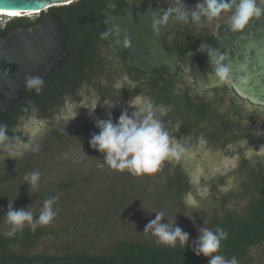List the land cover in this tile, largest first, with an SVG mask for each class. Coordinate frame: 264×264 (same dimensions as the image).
Instances as JSON below:
<instances>
[{"label":"flooded vegetation","instance_id":"1","mask_svg":"<svg viewBox=\"0 0 264 264\" xmlns=\"http://www.w3.org/2000/svg\"><path fill=\"white\" fill-rule=\"evenodd\" d=\"M152 1L154 9L163 14L170 8L183 7L195 10L196 5L201 2V0H182V3L181 0ZM126 7L125 0L109 2L101 0L92 6L79 5L80 11H84V14L87 11L81 23L82 37H78L75 26L63 24L61 16L49 10L55 15V20L66 28L67 40L64 58L43 80L41 91L49 85L55 90L58 89V83L63 85L58 90L64 93L55 94V105H49L48 110L54 116L59 105L65 103L66 97L74 102L81 101L87 96L84 106L81 104L77 106L82 115H86L85 112L92 108L93 113H89V119L106 120L111 113L113 122H116L122 111L126 110L131 115L136 110L134 106H130V101L136 105L142 104L145 100L151 101L154 105L167 109L163 114L158 112L157 115L170 137L188 149V153L176 164L167 160L163 162L162 166L171 170L165 178L167 184L170 176L176 177L177 174L181 176L179 171L182 172L184 166L192 165L191 161L194 160V164H198L195 166L199 169L197 180L195 178L193 180L191 173H187V176H181L182 179L177 182L187 187L191 184L196 185L199 181L207 182L211 188L219 190V186L224 183L220 177L223 171L236 169L241 176L237 183L239 182L241 189L244 190L242 192L244 196L249 195L246 193L248 190L244 188L251 183L250 175L264 172L262 163L264 106L242 98L233 89L232 84L202 86L194 78L190 66V58L201 44H216L219 28L227 22L231 12L222 14L210 25H201L203 21L189 20L185 26L167 33L163 45L166 50L176 54L175 61L159 70L143 71L134 65L126 53H114L100 35V27L104 20L103 9L120 15ZM30 16L33 18L17 27L36 24L38 20L33 21L39 13ZM26 91L32 92V97H27L31 102L37 94H41V91L37 93L35 89L27 87ZM40 108L43 109V106L37 102L30 108L28 115L35 112L38 119L51 121L53 117L42 116ZM76 138L81 140L79 136ZM201 139L203 144L200 143ZM206 157H211L213 162L203 160ZM243 177L246 179H242ZM257 195L256 191L250 193L249 201Z\"/></svg>","mask_w":264,"mask_h":264},{"label":"rangeland","instance_id":"2","mask_svg":"<svg viewBox=\"0 0 264 264\" xmlns=\"http://www.w3.org/2000/svg\"><path fill=\"white\" fill-rule=\"evenodd\" d=\"M77 1L79 0L74 2ZM4 22L5 19L0 18V25ZM85 98L73 102L66 97L65 103L59 105L51 121L38 119L35 112L21 120L20 130L24 137L13 139L21 145L29 142L24 126L31 119L46 122L42 134L32 141V147L38 146V151H24L18 159L7 158V153L2 152L0 174L19 168L24 162H33V167L0 186V211L6 210L10 201H14L16 209L27 210L31 206L29 210L36 214L40 212L46 199L56 198L53 208L57 210V215L47 225L48 232L32 248L22 249L17 245L16 250H23L28 254L45 252L57 255L80 249L104 254L123 238L154 241L157 238L150 231L145 233L144 228L150 220L155 219V213L159 212L164 213L162 223L175 221L174 226L189 233L190 243L200 234V228H213L211 218L214 215L222 217L226 212L243 219L247 217L246 206L250 194L244 196L242 193L244 190L237 183L241 176L236 169L223 171L220 177L224 183L219 186V190L211 188L207 182L199 181L195 186L191 184L178 196L171 195L172 192L168 189L165 178L171 170L166 166H161L155 174L139 177L127 171L110 169L103 160V154L89 144L92 134L98 133L99 129L95 126L96 121L88 118L92 108L85 112L86 115H82L77 107L80 104L84 106V102H87ZM55 129L62 132L61 137L54 135ZM77 136L81 140H77ZM203 160L213 162L211 157ZM170 162L176 164L178 161ZM191 163L192 165L184 166L183 171L179 172L182 176L191 173L194 180L199 175V169L194 160ZM33 172L41 174L38 189H30V185L23 179ZM65 180H74L76 183L68 190L58 189L59 183ZM227 180L230 182H226ZM233 193L234 197L222 202V195ZM6 227L5 220L0 222V233ZM248 256L252 264L264 262V241L250 247ZM224 258L230 260L228 257Z\"/></svg>","mask_w":264,"mask_h":264},{"label":"water","instance_id":"3","mask_svg":"<svg viewBox=\"0 0 264 264\" xmlns=\"http://www.w3.org/2000/svg\"><path fill=\"white\" fill-rule=\"evenodd\" d=\"M74 1L0 0L2 10L19 11L21 15L32 11L41 14L36 24L13 28L0 37V115L25 93L26 77L39 76L44 80L61 63L65 56L67 30L49 9ZM125 3L127 7L120 15L103 9L102 40L114 53H126L143 71H155L172 64L176 54L165 49L163 39L167 33L189 21H178L170 16L166 24L157 25V34L153 22L164 14L154 9L152 0H125ZM257 3L264 7V0H257ZM126 38L129 40L127 47L124 46ZM212 49L226 55L225 63L231 62L233 89L251 103L264 106V13L258 18L253 17L239 32H232L227 21L220 26L215 45L201 44L193 52L190 58L193 76L206 87L221 84L214 76L209 60L208 52ZM242 65H246L243 72L240 70ZM241 77L247 82L240 83Z\"/></svg>","mask_w":264,"mask_h":264},{"label":"clouds","instance_id":"4","mask_svg":"<svg viewBox=\"0 0 264 264\" xmlns=\"http://www.w3.org/2000/svg\"><path fill=\"white\" fill-rule=\"evenodd\" d=\"M228 12H231V15L227 17L230 30L239 32L253 17H260L264 13V7H261L257 0H201L196 5L195 10H188L183 7L168 9L160 19L154 20L153 28L158 34L157 25L166 24L170 16H174L178 21H203L201 25H210L214 19ZM17 14L16 12H8L7 15L0 14V16L16 17ZM117 34H119V29H117ZM117 43L119 42L117 41ZM128 45L129 40L126 38L124 46L127 47ZM208 55L214 68V76L221 83L231 85L232 65L231 62L225 63L226 55L214 49L210 50ZM245 69L246 65H242L240 70L243 72ZM246 82L245 77L240 78V83ZM25 85L28 89H35L39 93L43 86V79L39 76L26 77ZM129 103L136 109L131 115L125 110L121 112L116 122H113L111 113L106 120L97 119L95 126L99 132L93 133L89 141L94 150L103 154V160L110 169L119 172L127 171L137 177L151 175L160 170L164 161H179L188 153L185 146L170 137L169 132L165 130L157 115L158 112L163 114L167 109L154 105L148 100L140 105L133 104L131 101ZM45 123L44 121H37L35 118L31 119L24 126V131L29 135V142L22 145L19 142H11L12 138L7 135V126L0 125V150L7 153V158L12 159H18L27 150L38 151V146L32 147V141L42 134ZM200 143L203 144L202 139ZM40 178L39 172H33L24 176L23 179L30 185V189H38ZM13 202L10 201L5 216V222L11 226L10 231L4 233L7 237L14 236L26 224L34 232L37 227L49 225L57 215V210L53 208L56 203L55 197L44 201L38 218L35 219L33 212L29 210L31 206L27 210L24 208L16 209ZM188 216L191 218V215ZM164 219L163 212L155 213V219L150 220L144 228L145 233L150 231L157 238L155 241L157 245L175 247L176 242L179 241L181 246L191 247L196 256L208 258V264H237L235 257L226 260L222 255L215 254L221 247V241L225 240L228 235L222 228H216L215 232L205 227L200 228V234L196 240L192 241V245H194L192 246L189 245V233L184 232L178 226H174L175 221L162 223L161 221Z\"/></svg>","mask_w":264,"mask_h":264},{"label":"trees","instance_id":"5","mask_svg":"<svg viewBox=\"0 0 264 264\" xmlns=\"http://www.w3.org/2000/svg\"><path fill=\"white\" fill-rule=\"evenodd\" d=\"M101 0H79L64 6L51 7L49 10L61 16V21L67 26H75L78 37H82L83 32L82 21L84 20L87 11H80L79 5H91L98 3ZM109 2V0H106ZM41 14L39 13V16ZM33 16V15H32ZM39 16L34 18L33 22L39 19ZM5 22L0 25V37L3 38L13 27H17L26 20L33 17L29 16H0ZM4 26V27H3ZM2 27V28H1ZM63 85L58 83L57 88H62ZM53 89L52 86H46L40 92L41 94L33 98L31 102L27 97H32V92L25 91L20 99L14 101L12 106L3 114L0 115V125L7 126V135L13 139L24 137L23 131L20 130V123L23 117L28 116L30 108L37 102L43 106L42 116L52 118L53 113L48 110V106L55 105V94H63L64 91ZM54 135L62 136V132L58 129L54 130ZM3 150H0V157L3 155ZM33 167V162H24L19 168L8 170L0 174V186L9 181L13 176L24 172ZM182 176V175H181ZM180 174L175 177L170 176L168 189L171 195L178 196L188 187L183 183L177 182L182 179ZM250 185H245L246 193H254L260 195L252 197L246 206L247 217L239 218L233 213L224 212L222 217L212 216L211 222L213 225L212 231L220 227L227 232V238L221 241V247L216 255L228 257L230 260L235 257L237 264H252L251 258L248 256L250 247L259 245L264 241V172L250 175ZM76 181L65 180L60 182L58 189L68 190L74 186ZM215 187H213L214 189ZM174 189V190H173ZM212 189V190H213ZM173 190V191H172ZM254 191V192H252ZM41 195V193H39ZM234 194H226L221 197L223 203L230 200ZM6 210L0 211V222L5 220ZM39 213L33 214L34 219L38 218ZM11 226L7 224L6 229L0 233V264H208V258L196 256L191 247L181 246L179 241L175 247L166 245H157L154 241H136L128 239H120L115 242L111 249L104 254L90 253L84 250L75 249L69 253L50 255L45 252L39 254H28L23 250H16L15 247L20 245L22 249L32 248L38 240L44 236L48 230L47 226L37 227L33 232L26 224L22 230H19L12 237L4 235L10 231ZM199 236V235H198ZM196 236L194 240L197 239ZM192 240V241H194ZM192 241L189 245H192ZM194 246V245H192ZM208 261V260H207ZM264 264V262L259 263Z\"/></svg>","mask_w":264,"mask_h":264},{"label":"bare ground","instance_id":"6","mask_svg":"<svg viewBox=\"0 0 264 264\" xmlns=\"http://www.w3.org/2000/svg\"><path fill=\"white\" fill-rule=\"evenodd\" d=\"M62 4V3H61ZM8 12H16L18 13L17 15H21V13L19 11H14V10H2L0 9V14H4V15H7ZM33 13H39V11H32V12H28V13H25L24 15H33ZM15 15V16H17Z\"/></svg>","mask_w":264,"mask_h":264}]
</instances>
